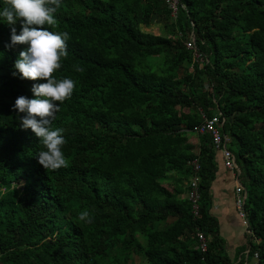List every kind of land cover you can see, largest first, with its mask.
I'll return each mask as SVG.
<instances>
[{
	"label": "trees",
	"instance_id": "16d2710c",
	"mask_svg": "<svg viewBox=\"0 0 264 264\" xmlns=\"http://www.w3.org/2000/svg\"><path fill=\"white\" fill-rule=\"evenodd\" d=\"M159 3L62 0L56 26L46 25L69 33L68 55L54 75L75 82L52 121L66 140L68 166L57 170L38 162L44 146L12 107L46 81L20 77L14 62L26 45L7 46L12 26L0 18V264H131V253H142L145 264H242L238 250L224 249L209 214L216 164L208 135H197V154L179 147L200 122L198 110L213 114L205 110L208 92L195 91L201 79L213 87L244 178L246 255L264 264V0H179L174 19L164 6L172 39L138 28ZM14 26L19 34L21 21ZM189 33L204 58L200 67L182 43ZM155 54L161 59L153 65ZM183 61L191 69L176 78ZM195 157L198 217L186 197L175 196L183 184L173 194L162 185L169 171L189 177L186 162ZM85 210L90 223L79 219ZM196 230L204 251L192 246Z\"/></svg>",
	"mask_w": 264,
	"mask_h": 264
},
{
	"label": "clouds",
	"instance_id": "9594fccd",
	"mask_svg": "<svg viewBox=\"0 0 264 264\" xmlns=\"http://www.w3.org/2000/svg\"><path fill=\"white\" fill-rule=\"evenodd\" d=\"M5 7L0 10V18L11 27V47L24 44L26 48L19 53L14 68L22 79L43 80L46 82L32 85L34 98L18 96L13 109L24 113L20 117L21 126L30 128L39 138L44 150L36 156L46 170L67 167L68 162L62 151L66 143L63 128H53L52 121L60 110L59 103L70 98L75 82L68 77L57 78L54 73L62 67L67 57L68 32H56L49 27L56 26L55 13L61 7L62 0H4ZM21 21V30L17 34L15 24ZM83 72L84 68L75 66ZM15 75V73H13ZM81 221L91 222L88 211L79 213Z\"/></svg>",
	"mask_w": 264,
	"mask_h": 264
},
{
	"label": "built area",
	"instance_id": "2783aa9c",
	"mask_svg": "<svg viewBox=\"0 0 264 264\" xmlns=\"http://www.w3.org/2000/svg\"><path fill=\"white\" fill-rule=\"evenodd\" d=\"M164 6L169 11V16L171 19H174L177 13L178 6L182 5L179 3V0H163ZM183 45L186 49L190 50L194 62L197 63V66L200 67L204 60L203 56L197 51L192 33L188 34L183 42ZM200 115V122L191 126L189 132L196 135L207 134L210 141V148L214 153H217L220 156L222 165L226 168L233 179V206L237 217L240 220L241 225L244 228V232L250 235V230L247 227V221L245 213L243 210V202L245 199V189L241 184L239 179V168L235 162L234 154L229 149L227 143L228 138L225 133L222 132V123L224 118L221 116L220 112L215 109V112L211 116H206L201 110H198ZM186 164L190 167V175L188 179L183 183L184 186V197L189 201L190 211L193 217H198V208H199V176L198 169L199 165L197 158H192L187 160ZM196 236V247L200 251H204L206 247V239L204 235L199 231H195ZM253 258L256 259V253H253Z\"/></svg>",
	"mask_w": 264,
	"mask_h": 264
},
{
	"label": "crops",
	"instance_id": "0c3cea01",
	"mask_svg": "<svg viewBox=\"0 0 264 264\" xmlns=\"http://www.w3.org/2000/svg\"><path fill=\"white\" fill-rule=\"evenodd\" d=\"M147 24L139 23L138 28L146 32L143 27ZM196 139L198 140L197 137ZM214 154L216 168L209 186L211 197L209 214L215 219L218 234L223 239L224 249L228 253L234 252L235 249L238 250L237 260L240 259L242 264H256L253 257L246 255V234L233 206V179L230 172L223 167L220 156L217 153ZM168 176L162 185L170 191V194H173L174 187H180V184L185 182V177L175 171H169ZM175 196L181 198L184 192L177 193Z\"/></svg>",
	"mask_w": 264,
	"mask_h": 264
},
{
	"label": "rangeland",
	"instance_id": "374dc122",
	"mask_svg": "<svg viewBox=\"0 0 264 264\" xmlns=\"http://www.w3.org/2000/svg\"><path fill=\"white\" fill-rule=\"evenodd\" d=\"M164 5L162 0H160L159 3V7L158 9L155 11V13L151 16L150 21L148 22L147 25H145L143 28L144 30H146V32L151 33V34H159V35H163V36H168L171 39L173 38L172 32L173 29L170 26L169 22L166 20L164 13L162 12ZM160 54H155L152 55L151 58L149 59V63L150 64H157V62L160 61ZM191 69L190 68V64H188L187 61H183L180 66L178 68H176V78L181 77L182 75H184L186 72H188V70ZM206 90V92H208V96L207 98L210 100V104L208 105V107L205 109L207 114H211L215 112V105H214V101H215V95L213 94V96L209 93L214 92L213 91V87H211L206 79H201L200 83L197 84V86L195 87V91L196 92H202ZM197 135L191 132H186L185 134V138L183 142H181L179 144V147L187 152H190L192 154H197V149H198V140L196 139ZM228 138V147L229 149L234 152L235 151V145L233 142L230 141V138L227 136ZM188 179L185 178V180ZM239 179L243 182L242 176H239ZM164 182V181H163ZM162 182V183H163ZM167 186V185H166ZM168 187V186H167ZM170 192V191H169ZM169 219L161 221L159 223V227H164L166 224L169 223ZM135 237L136 239L141 243L144 244V239L142 238V236L138 233L135 232ZM196 244L193 242L192 246H195ZM131 263V264H145V258L143 256L142 253H131L127 260L125 261V263Z\"/></svg>",
	"mask_w": 264,
	"mask_h": 264
},
{
	"label": "water",
	"instance_id": "95a60500",
	"mask_svg": "<svg viewBox=\"0 0 264 264\" xmlns=\"http://www.w3.org/2000/svg\"><path fill=\"white\" fill-rule=\"evenodd\" d=\"M255 261H256V259H255Z\"/></svg>",
	"mask_w": 264,
	"mask_h": 264
}]
</instances>
